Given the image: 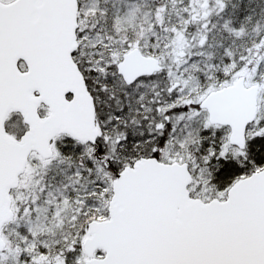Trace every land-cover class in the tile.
Listing matches in <instances>:
<instances>
[{"label":"snow or ice","instance_id":"obj_1","mask_svg":"<svg viewBox=\"0 0 264 264\" xmlns=\"http://www.w3.org/2000/svg\"><path fill=\"white\" fill-rule=\"evenodd\" d=\"M0 264H264V0H0Z\"/></svg>","mask_w":264,"mask_h":264}]
</instances>
